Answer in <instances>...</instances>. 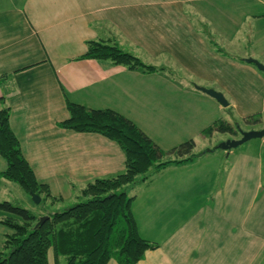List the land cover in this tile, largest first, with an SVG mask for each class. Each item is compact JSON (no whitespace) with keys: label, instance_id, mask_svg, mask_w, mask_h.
Masks as SVG:
<instances>
[{"label":"crops","instance_id":"0c3cea01","mask_svg":"<svg viewBox=\"0 0 264 264\" xmlns=\"http://www.w3.org/2000/svg\"><path fill=\"white\" fill-rule=\"evenodd\" d=\"M89 40L163 69L85 57ZM247 57L264 63V0H0V108H10L53 206L125 170L117 142L59 126L68 101L121 113L164 150L192 138L199 145L221 118L260 115L250 129L264 128V73ZM196 86L222 92L229 106ZM218 150L128 188L141 235L157 244L136 264H264V138ZM13 183L0 177V186ZM11 231L0 221V250Z\"/></svg>","mask_w":264,"mask_h":264},{"label":"trees","instance_id":"16d2710c","mask_svg":"<svg viewBox=\"0 0 264 264\" xmlns=\"http://www.w3.org/2000/svg\"><path fill=\"white\" fill-rule=\"evenodd\" d=\"M85 57L125 65L129 69H163L146 64L107 40H89ZM67 107L70 116L59 126L100 134L117 142L125 153V170L89 183L76 204L62 211L48 212L50 218L37 228L35 225L43 213L35 214L10 201H0L3 213L0 221L12 230L4 237L0 264H49L50 251L54 253L56 264H61L59 257H64L63 264H107L112 258L119 264H136L157 244L141 235L133 211L135 196L128 193V188L138 181L149 180L154 173L170 165L189 163L206 152L217 150L218 146L198 153L197 141L192 138L164 150L135 122L115 110L93 109L70 101ZM10 112L7 106L0 108V155L7 162L0 177L20 185L30 195L33 192L44 200L51 199L54 204L58 198L53 196L49 185L39 182L23 154L20 140L10 124ZM240 122L253 127L259 125L262 118L247 116L239 122L221 118L205 128L202 135H236Z\"/></svg>","mask_w":264,"mask_h":264},{"label":"rangeland","instance_id":"374dc122","mask_svg":"<svg viewBox=\"0 0 264 264\" xmlns=\"http://www.w3.org/2000/svg\"><path fill=\"white\" fill-rule=\"evenodd\" d=\"M205 87V86H203ZM240 127L243 130H250V126L245 125L244 123L240 122ZM241 135L239 132H237L236 135L231 134H219L216 133L212 137H206V140L204 143H200L197 148V152H202L203 150H207L208 148L216 147L220 144V142L228 139V138H240ZM259 141V138L252 139L241 146L235 148L234 150H246L248 148H251L256 142ZM219 154H222L224 150L219 149L217 151ZM207 153V152H206ZM219 154H217L215 157L219 158ZM225 170V169H224ZM140 178V177H139ZM14 187L11 186H0V201H10L15 206H20L23 208H27L30 211H32L35 214H41L47 215L48 211L56 212V211H62L66 208L71 207L72 205L77 203V200L75 199H69L64 203H58L55 206H53V203L51 199L44 200V198H41V202L39 204H36L33 200L30 194H28L22 187L16 183H13ZM51 202V203H50ZM51 213V212H49Z\"/></svg>","mask_w":264,"mask_h":264},{"label":"water","instance_id":"95a60500","mask_svg":"<svg viewBox=\"0 0 264 264\" xmlns=\"http://www.w3.org/2000/svg\"><path fill=\"white\" fill-rule=\"evenodd\" d=\"M245 61L248 63L254 64L260 71L264 73V63L261 62L260 60L253 58V57H247L245 58ZM199 90L207 93L208 95L214 97L217 101H219L224 107L229 106V102L225 95L215 89L212 88H206L203 86H196ZM237 129L241 135L240 138H228L218 145V149L225 150V151H231L242 144L252 140V139H257V138H264V128L261 129H250V130H243L241 129L240 125L237 124ZM32 200L36 203L39 204L41 202V197L37 195L36 193H31ZM50 218L49 215H43L39 218L38 222L35 225V228L39 227L40 225L44 224L46 220Z\"/></svg>","mask_w":264,"mask_h":264}]
</instances>
